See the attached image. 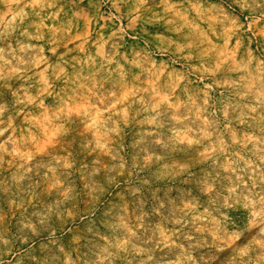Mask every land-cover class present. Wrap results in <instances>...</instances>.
Masks as SVG:
<instances>
[{"label": "clouds", "instance_id": "1", "mask_svg": "<svg viewBox=\"0 0 264 264\" xmlns=\"http://www.w3.org/2000/svg\"><path fill=\"white\" fill-rule=\"evenodd\" d=\"M0 264H264V0H0Z\"/></svg>", "mask_w": 264, "mask_h": 264}]
</instances>
